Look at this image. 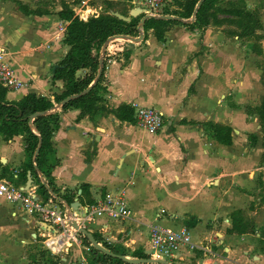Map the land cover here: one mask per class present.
<instances>
[{
  "label": "crops",
  "instance_id": "crops-1",
  "mask_svg": "<svg viewBox=\"0 0 264 264\" xmlns=\"http://www.w3.org/2000/svg\"><path fill=\"white\" fill-rule=\"evenodd\" d=\"M62 1L72 9L80 0H0V49L24 83L18 91H6L3 101L41 97L52 104L44 115L59 117L42 171L35 155L31 163L36 173L29 170L24 131L8 141L0 139V180L35 187L39 194L37 180L44 184L48 179L60 197L51 189L50 198L39 196L66 213L79 212L109 195H123L128 218H99L87 231L134 264H264V140L257 114L264 97V15L258 42L239 38L236 25L230 23L236 17L224 13L216 14L222 23L194 31L173 25L163 41L151 30H142L143 40L137 44L112 41L105 49L104 71L100 66L103 81L96 109L89 116L81 113L84 105L62 110L63 101L57 104L54 99L65 91L63 81L52 78L69 50L62 43L65 32L59 31L67 25L58 16ZM98 1L104 14L126 8L129 16L134 9L129 3L104 1L113 3L109 10ZM174 2L166 0L164 9L174 10ZM121 4L126 6L119 8ZM230 4L260 11L264 0H219L216 7L228 10ZM254 43L260 53L254 51ZM87 73L79 70L75 76L83 79ZM133 104L161 111L162 129L155 134L141 130ZM212 126L230 128V144L211 136ZM253 134L258 141L251 147L248 136ZM235 212L254 224L252 233L230 232ZM155 224L186 227L192 242L210 247L218 257L211 261L199 251H185L176 260L155 262L149 255L150 226ZM15 227L24 235L27 231L33 242L49 230L19 205L0 199V253L10 245L19 252L0 254V264H42V250L34 246L27 258L21 256L27 242L21 244L24 236L10 234ZM79 249L78 262L70 264L94 263L91 252L83 257L82 249L91 251L89 247ZM135 251L147 258L135 261Z\"/></svg>",
  "mask_w": 264,
  "mask_h": 264
},
{
  "label": "trees",
  "instance_id": "trees-1",
  "mask_svg": "<svg viewBox=\"0 0 264 264\" xmlns=\"http://www.w3.org/2000/svg\"><path fill=\"white\" fill-rule=\"evenodd\" d=\"M198 1L199 0H175V9L169 10L166 8L164 9L163 15L177 16L183 21L189 20ZM218 1L219 0H205L198 8L193 22L149 18L144 22L142 30L144 32L151 30L157 41H163L165 33L173 25H183L189 31H194L196 29L205 28L211 22L214 25L222 23V21L216 20V14L224 13L236 17V20L233 22L231 21L230 23L236 25L239 38H248L257 42L262 39V36L257 34L258 31L263 30V24L258 10L246 11L244 7H235L234 4H230L231 9L224 10L216 7ZM104 3L107 9L110 10L113 8L112 2ZM120 14L125 16L127 13L121 11ZM58 16L61 21L67 23L62 43L69 48L52 78L53 81L61 80L64 83L65 91L60 96L54 97L55 103L60 104L65 99L82 93L95 80L101 66L99 64L101 48L107 39L116 35L130 38L138 37L139 30L137 26L141 17L131 18L129 22H123L110 14H103L98 17L93 16L86 22H83L73 16L72 9L64 1H62V10L58 13ZM253 49L256 53L261 52L256 43H254ZM105 57L106 52L102 57L103 71L106 64ZM79 70L88 71L83 79L76 78L75 76L76 72ZM102 81L103 72L97 83L89 92L77 99L65 103L61 109L66 110L84 105L86 108L81 112L82 115L91 116L96 109V94ZM5 92L6 90L0 88V139L2 138L3 140L8 141L14 136H17L21 131H24L27 134L25 151L30 158V163L28 164L29 170L35 172L32 167L31 159H33L39 145L40 148L35 157V165L38 170H41L43 165H46L48 162L46 159V153L50 150L53 126L57 125L59 117L56 113H53L33 118L31 125L34 132H32L29 128V117L35 113L48 112L52 108V104L47 102L44 98L35 97L33 95L25 97L18 103L7 104L3 101ZM257 112L260 117L264 140V97ZM210 133L211 136L222 144L228 145L231 142L230 128L228 127L212 126ZM248 140L252 147L257 143L258 138L253 134L248 136ZM43 176L44 178H47V175L44 173ZM37 184H39L38 191L41 196H44L47 199L50 198L51 194L49 193V189H51L55 195L60 197L48 179H46V183L44 184L38 179ZM87 189V186H83L82 192H86ZM61 198L66 200L63 197ZM66 202L70 203L67 200ZM89 204L92 203L89 202ZM231 226L232 229L230 232L239 234L252 233L254 231V224L250 221H244L240 212H235L231 216ZM93 238L97 243H101L102 249L110 252L113 256L96 250L92 246L89 238L83 236L82 244L89 247L91 251L93 250L91 253V261L96 264H134L122 259V256L126 255L120 254L115 248L102 243L99 235L93 234ZM39 253L41 256L40 259L43 260L44 264L59 263V258L51 257L46 250H42ZM131 257L135 261H142L147 258L142 251L133 252Z\"/></svg>",
  "mask_w": 264,
  "mask_h": 264
},
{
  "label": "built area",
  "instance_id": "built-area-1",
  "mask_svg": "<svg viewBox=\"0 0 264 264\" xmlns=\"http://www.w3.org/2000/svg\"><path fill=\"white\" fill-rule=\"evenodd\" d=\"M97 0H81L72 8L73 16L80 21L86 22L89 18L104 14V9ZM120 1L129 3L133 8H140L142 16L158 18L163 16L166 0H101ZM104 11V12H103ZM60 32H65L63 26ZM7 52L0 49V88L6 91H18L23 88L24 83L18 79L6 60ZM136 125L147 133L155 134L160 131L164 124V114L153 108L144 107L139 104L132 105ZM0 199L11 204H17L36 218L38 223L46 224L53 231L39 233L43 239L45 250L53 255L61 251H67L73 244H82V235L73 225L87 230L99 218L111 220H125L129 216L128 206L123 195L106 196L105 198L84 206L78 213L64 212L51 200L42 199L36 188L32 186H16L6 180H0ZM160 212L157 217H161ZM150 248L149 255L155 262L176 260L185 251H199L202 258L214 260L218 257L216 251L202 244L192 242L189 230L186 227L174 229L162 225L150 226ZM91 264H96L91 263Z\"/></svg>",
  "mask_w": 264,
  "mask_h": 264
},
{
  "label": "water",
  "instance_id": "water-1",
  "mask_svg": "<svg viewBox=\"0 0 264 264\" xmlns=\"http://www.w3.org/2000/svg\"><path fill=\"white\" fill-rule=\"evenodd\" d=\"M205 0H199L194 11H193V14H192V17L190 19L189 22H193L194 19H195V15H196V12L198 10V8L202 5V3L204 2ZM142 12H141V9L140 8H134L133 10H131L129 12V16H123L121 15L120 13H117V12H112L111 15L116 17L117 19L123 21V22H129L131 20V18H136V17H139L141 16ZM151 17L149 16H142L139 23H138V30H139V35L138 37L136 38H130V37H126V36H121V35H116V36H112L110 37L109 39H107L105 41V43L103 44L102 48H101V52H100V55L103 57L104 53H105V49H106V46L111 43L112 41H115V40H123L125 42H128V43H131V44H137L139 42H141L143 40V34H142V26L144 24V22L149 19ZM158 19H162V20H169V21H182L181 18L179 17H176V16H171V15H163V16H160L158 17ZM102 57L100 58L99 60V63L100 65H102ZM102 72V69L100 68L99 70V73H98V76L95 80V83L97 82V79L99 78L100 74ZM91 90V86L88 87L87 89H85L82 93L78 94V95H74V96H71L67 99H65L62 103H61V106H63L65 103L69 102L70 100H73V99H77L79 98L80 96L86 94L87 92H89ZM44 115V112H40V113H35L33 115H31L29 117V121H31L33 118L37 117V116H42ZM30 129L31 131L33 132V129H32V125H30ZM38 151H39V148L36 150V153H35V156L38 154ZM28 179L29 181H31V177H30V174L28 176ZM46 227H48L50 229V231H53V229H51L47 224H46ZM73 227L78 230L82 236H85L87 238H89V240L91 241V244L94 248H96L97 250L103 252L104 254H108V255H111L113 256V254L109 253L108 251H105L104 249H102L95 241V239L93 238L92 234L85 230V229H82V228H79L77 225H73ZM123 260H126L125 258L122 257ZM145 262H148V263H154L152 261H143V262H135V264H140V263H145ZM160 264H164V263H160ZM213 264H218V263H213Z\"/></svg>",
  "mask_w": 264,
  "mask_h": 264
},
{
  "label": "rangeland",
  "instance_id": "rangeland-1",
  "mask_svg": "<svg viewBox=\"0 0 264 264\" xmlns=\"http://www.w3.org/2000/svg\"><path fill=\"white\" fill-rule=\"evenodd\" d=\"M81 1V0H80ZM79 1V2H80ZM97 2H100V1H93L92 2V4H95V3H97ZM126 5H124V4H121V5H119V8H123V7H125ZM126 9V8H125ZM125 9H122V11L124 12V13H127L126 12V10ZM256 10V9H255ZM261 11H262V13H261ZM115 12H117V11H115ZM258 13H259V15H260V17H262L263 15H264V6H261V8H260V11H259V9H258ZM128 16V15H127ZM186 21H190V19L189 20H186ZM76 213H78V212H76ZM15 229H16V231L15 232H10V234L11 235H16L17 236V238L19 237V238H22L23 236V238L21 239V241H22V243L21 244H23V243H25L26 244V242H27V245H25V247H24V249H20L21 250V256H23L24 254H25V257L27 258V256L28 255H26V254H29V252L30 251H32L31 249H32V246H34V248H36V250H45V248H44V246H43V244H42V238L41 237H39L38 236V231H36V235H37V241L36 242H33L31 239H30V237H29V235H28V233H27V231H25V235H24V233H23V229L22 228H19V227H15ZM12 231H14V230H12ZM12 240V239H11ZM20 241V242H21ZM33 242V245L31 244ZM80 246H82V245H80ZM80 246H78L77 244H73V246L71 247V248H68V250L67 251H61L59 254H57V255H55V256H58V258H59V264H70L71 262L73 263V262H78V260H79V258H78V255H77V252H76V249L77 250H80L79 249V247ZM28 249V250H27ZM96 249V248H95ZM97 250V249H96ZM5 251H8V253L10 254H15V253H19L18 252V250H17V247L15 246V245H10V247L9 248H3V253H0V254H2V255H4L5 254ZM46 252H49L50 253V251L49 250H47ZM82 252H83V257H85V256H87L88 255V253L89 252H93V250L92 251H87V249H82ZM34 254V253H33ZM52 254V253H51ZM35 255V254H34ZM53 255V254H52ZM31 255H29V257H30ZM62 257H65L67 260L64 262H62V261H60L61 260V258ZM42 264H44L43 263V261H42Z\"/></svg>",
  "mask_w": 264,
  "mask_h": 264
}]
</instances>
